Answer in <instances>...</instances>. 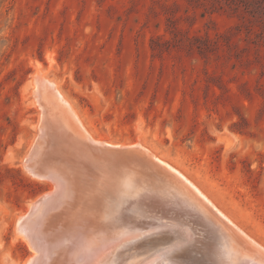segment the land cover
<instances>
[{"label":"rangeland","instance_id":"374dc122","mask_svg":"<svg viewBox=\"0 0 264 264\" xmlns=\"http://www.w3.org/2000/svg\"><path fill=\"white\" fill-rule=\"evenodd\" d=\"M37 70L92 138L147 148L264 246V0H0V264L33 253L18 218L53 186L23 165Z\"/></svg>","mask_w":264,"mask_h":264},{"label":"bare ground","instance_id":"6f19581e","mask_svg":"<svg viewBox=\"0 0 264 264\" xmlns=\"http://www.w3.org/2000/svg\"><path fill=\"white\" fill-rule=\"evenodd\" d=\"M40 72L33 77L54 86L74 113L77 126L89 135L75 108ZM44 144V155L55 154L69 169L62 176L66 180L60 199L35 205L18 218V233L33 251L24 264H264L263 245L238 227L192 179L148 150L180 183L174 185V194L127 200L102 176H94L92 185L82 188L72 174L79 167L77 157L52 151L51 140ZM89 175L86 171L82 177ZM130 175L128 170L122 180L126 186L133 184ZM69 188L74 190L72 195Z\"/></svg>","mask_w":264,"mask_h":264},{"label":"water","instance_id":"95a60500","mask_svg":"<svg viewBox=\"0 0 264 264\" xmlns=\"http://www.w3.org/2000/svg\"><path fill=\"white\" fill-rule=\"evenodd\" d=\"M33 84L34 88L31 87L32 96L35 102L41 106L39 110V123L41 125L37 123L35 137L25 155L23 165L25 169L29 168L34 175L49 180L53 186L31 202L26 213L32 212L31 209L35 205H44L51 199L56 201L63 195L61 189L66 179H62V176L65 178L67 174L65 170L69 168H67V164L62 166L57 156H54L55 154L48 157L44 155L46 147L44 143L49 140H51L52 145H55L54 148L51 147L52 151H60L59 154L63 156L77 157L79 167L77 170H73L72 174L74 180L79 179L82 188L91 184V180L94 181V176L99 178L102 176L113 184L114 188H118L119 192L123 194L121 196L127 200L134 197H138L136 199L141 197L160 198L176 192L174 185L180 183L177 176L168 171L163 164H159L150 157L146 150L138 144L114 146L107 144V141L104 140L92 139L79 124L77 126L74 113L60 99L51 83L35 76L33 77ZM71 124L76 125L77 129H73ZM140 168L150 169L149 172L156 179L155 187H151L147 183L140 185L135 183L134 171ZM128 170L131 173L130 179L133 183L131 186L122 183L123 178L128 174ZM86 171H90V177H82ZM72 191L74 192L69 188L70 195L73 194Z\"/></svg>","mask_w":264,"mask_h":264}]
</instances>
